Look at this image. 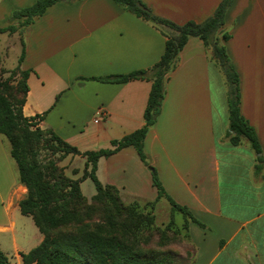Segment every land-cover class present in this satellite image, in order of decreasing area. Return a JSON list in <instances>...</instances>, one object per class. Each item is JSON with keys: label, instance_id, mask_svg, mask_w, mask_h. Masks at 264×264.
I'll return each instance as SVG.
<instances>
[{"label": "crops", "instance_id": "0c3cea01", "mask_svg": "<svg viewBox=\"0 0 264 264\" xmlns=\"http://www.w3.org/2000/svg\"><path fill=\"white\" fill-rule=\"evenodd\" d=\"M35 1L0 0V27L17 24L11 21L13 11ZM142 1L157 16L183 24L204 21L222 0ZM223 28L238 74L240 112L264 155V0H232ZM171 32L113 0L50 5L21 35L25 55L20 67L28 71L24 116L81 152L111 148L112 140L143 125L151 81L101 78L150 68ZM227 132L223 74L202 40L191 36L167 75L159 115L145 135L147 163L126 146L100 157L95 174L102 184L117 188L124 203L154 202L155 215L163 203L171 214L168 198L157 199L153 168L166 194L197 221L188 219L187 225L192 264H264V160L257 171V154L249 143L233 145ZM65 159V174L81 178L85 157L69 153ZM79 185L88 199L96 193L90 178ZM25 194L9 141L0 134V248L12 264H23L21 253L43 239L32 217L20 212Z\"/></svg>", "mask_w": 264, "mask_h": 264}, {"label": "trees", "instance_id": "16d2710c", "mask_svg": "<svg viewBox=\"0 0 264 264\" xmlns=\"http://www.w3.org/2000/svg\"><path fill=\"white\" fill-rule=\"evenodd\" d=\"M59 1L72 0H36L29 6L14 10L11 21L17 20V24L0 27V34L18 31L22 35L23 29L42 15L47 7ZM113 1L138 17L166 25L172 30L166 37L163 54L150 68L101 78L111 82L151 81L144 123L139 129L112 140L111 148L81 152L53 131L36 127L34 120L23 114L28 71L20 67L25 55L22 36L16 69L11 72L12 76L0 78V134L9 141L10 155L17 164L18 180L26 188L24 198L19 201V209L23 215L32 217L43 235L37 246L21 253L23 264H175L179 258L177 252L164 248L166 233L155 226L154 215L144 212L146 208L154 207V202L144 206L136 202L124 203L117 188L102 184L95 171L100 157L126 146H133L140 159L147 163L143 150L145 135L159 115L167 75L176 67L179 53L191 36L202 40L210 60L225 78L229 141L233 145L247 141L257 154L255 169L261 170L260 162L264 155L254 128L240 112L238 74L225 47L230 35L223 28L224 16L232 0H222L202 22L187 21L183 24L157 16L142 0ZM18 75L16 86H11L9 79ZM69 153L86 159L79 179L68 177L58 165ZM85 178H90L96 188L90 199L82 194L79 185ZM152 182L157 189V199L167 197L173 210L181 212L185 219L197 222L185 206L175 203L166 194L153 168ZM0 264H12L1 248Z\"/></svg>", "mask_w": 264, "mask_h": 264}, {"label": "rangeland", "instance_id": "374dc122", "mask_svg": "<svg viewBox=\"0 0 264 264\" xmlns=\"http://www.w3.org/2000/svg\"><path fill=\"white\" fill-rule=\"evenodd\" d=\"M19 35V39H21L20 33L0 34V57H3L2 61L0 59V78L2 79L12 76L11 72L15 70L18 65V58L21 53L22 44L21 40L19 42L15 40V36ZM19 78V75L16 77H11L9 79V84L15 87ZM223 80L225 81L224 76ZM46 138H49V136L47 135ZM65 156L62 157V159L58 162V165L63 169L64 167L62 165L67 162ZM159 207L160 210L157 212V215H155V206L151 209L146 208L145 211H143L150 212L152 215H154L155 226L166 233L167 243L164 248L177 252L179 258L176 260L175 264H189L191 260H193L194 248L190 243V237L187 230L189 221L185 219L184 215L179 211L172 210L170 214L169 206H165L163 203H161Z\"/></svg>", "mask_w": 264, "mask_h": 264}, {"label": "built area", "instance_id": "2783aa9c", "mask_svg": "<svg viewBox=\"0 0 264 264\" xmlns=\"http://www.w3.org/2000/svg\"><path fill=\"white\" fill-rule=\"evenodd\" d=\"M34 122L36 123V125H37V122H38V120H34Z\"/></svg>", "mask_w": 264, "mask_h": 264}]
</instances>
